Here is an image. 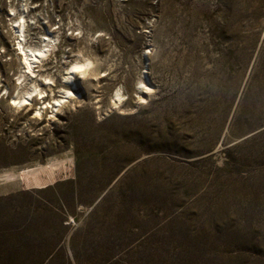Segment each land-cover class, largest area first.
I'll return each mask as SVG.
<instances>
[{
	"label": "rangeland",
	"instance_id": "1",
	"mask_svg": "<svg viewBox=\"0 0 264 264\" xmlns=\"http://www.w3.org/2000/svg\"><path fill=\"white\" fill-rule=\"evenodd\" d=\"M0 264H264V0H0Z\"/></svg>",
	"mask_w": 264,
	"mask_h": 264
},
{
	"label": "bare ground",
	"instance_id": "2",
	"mask_svg": "<svg viewBox=\"0 0 264 264\" xmlns=\"http://www.w3.org/2000/svg\"><path fill=\"white\" fill-rule=\"evenodd\" d=\"M13 22L15 23L17 22V24L13 26V28H16L17 29L16 31L18 32V35L16 36L18 39V43H17L18 47L16 48V50H18L20 61H22L21 63L25 66L24 67V69L26 70L25 73L34 75L35 73L34 69L38 67V64L42 62V59L46 57L47 53L50 50V47H52L50 44L51 41L53 40V37L50 36L44 37V41L45 42L47 41V43L44 45V48L30 47L26 45L24 20L21 22L14 20ZM83 68L84 65L78 62L73 63L70 66V69H68L69 71L66 73V77H64L65 79L64 82L74 87L76 82L75 75L78 72H81ZM142 91L143 93H146L144 89ZM44 93H45L44 91L37 90L36 88H34L32 90L25 91L20 97L12 98V102L19 106H29L32 104V100L34 97L40 96V98H43ZM72 97L77 98L78 94L71 89H66L64 90L62 97L52 99V102H47V103L43 102L36 112L39 115L41 114V110L47 107L54 109V111H58L59 108L67 101L66 99Z\"/></svg>",
	"mask_w": 264,
	"mask_h": 264
},
{
	"label": "snow or ice",
	"instance_id": "3",
	"mask_svg": "<svg viewBox=\"0 0 264 264\" xmlns=\"http://www.w3.org/2000/svg\"><path fill=\"white\" fill-rule=\"evenodd\" d=\"M141 87H143V85H141Z\"/></svg>",
	"mask_w": 264,
	"mask_h": 264
}]
</instances>
